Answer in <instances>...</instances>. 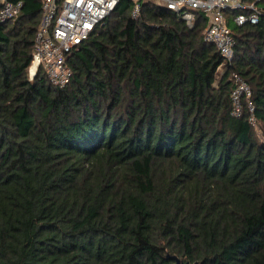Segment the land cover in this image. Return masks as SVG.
<instances>
[{
	"label": "trees",
	"instance_id": "trees-1",
	"mask_svg": "<svg viewBox=\"0 0 264 264\" xmlns=\"http://www.w3.org/2000/svg\"><path fill=\"white\" fill-rule=\"evenodd\" d=\"M20 1L0 22V264H264V0L256 23L225 11L230 59L200 10L119 0L64 87L29 79L41 1Z\"/></svg>",
	"mask_w": 264,
	"mask_h": 264
},
{
	"label": "built area",
	"instance_id": "built-area-1",
	"mask_svg": "<svg viewBox=\"0 0 264 264\" xmlns=\"http://www.w3.org/2000/svg\"><path fill=\"white\" fill-rule=\"evenodd\" d=\"M41 19L35 34L32 59L28 70L32 79L39 70L45 73L48 81L58 87L66 86L72 76L68 64L69 55L88 39L93 30L101 26L114 11L119 0H40ZM174 11L190 26L195 11L207 16L203 31L204 40L215 44L218 52L227 59L232 56L234 36L226 23L225 11H235L233 21L242 25L256 23L261 10L256 0H152ZM20 0H0V22L14 20L20 13ZM140 14L139 0H134L131 15ZM233 87L230 92L232 113L242 114L244 103L248 109V120L255 126L254 105L250 99L251 88L236 71L229 75Z\"/></svg>",
	"mask_w": 264,
	"mask_h": 264
},
{
	"label": "water",
	"instance_id": "water-1",
	"mask_svg": "<svg viewBox=\"0 0 264 264\" xmlns=\"http://www.w3.org/2000/svg\"><path fill=\"white\" fill-rule=\"evenodd\" d=\"M168 257L174 259L175 260V264H200L198 261L194 262V263H191L189 261H182L176 255H168Z\"/></svg>",
	"mask_w": 264,
	"mask_h": 264
},
{
	"label": "rangeland",
	"instance_id": "rangeland-1",
	"mask_svg": "<svg viewBox=\"0 0 264 264\" xmlns=\"http://www.w3.org/2000/svg\"><path fill=\"white\" fill-rule=\"evenodd\" d=\"M220 71H221V70H220ZM27 72H28V77H29V79H31V78H30V77H31V76H30L31 74H30L29 70H28ZM256 128H257V127H256Z\"/></svg>",
	"mask_w": 264,
	"mask_h": 264
}]
</instances>
